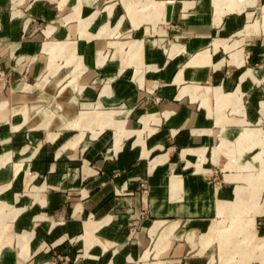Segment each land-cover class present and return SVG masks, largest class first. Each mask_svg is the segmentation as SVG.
Masks as SVG:
<instances>
[{"label":"crops","instance_id":"crops-1","mask_svg":"<svg viewBox=\"0 0 264 264\" xmlns=\"http://www.w3.org/2000/svg\"><path fill=\"white\" fill-rule=\"evenodd\" d=\"M263 3L0 0V264H264Z\"/></svg>","mask_w":264,"mask_h":264},{"label":"rangeland","instance_id":"rangeland-1","mask_svg":"<svg viewBox=\"0 0 264 264\" xmlns=\"http://www.w3.org/2000/svg\"><path fill=\"white\" fill-rule=\"evenodd\" d=\"M261 16H262V25H263V28H264V3L261 5ZM260 18V17H259ZM235 42L233 43V45H231V49L232 48H235ZM237 50H234L233 49V53L236 52ZM238 53V52H237ZM241 54V53H240ZM239 56V55H238ZM233 57H237V55H234ZM74 78V77H73ZM71 78V79H73ZM244 169H247V170H251V169H248V168H244ZM252 174V173H251ZM251 174L249 176V178H251ZM257 201L258 199H255V202H249L248 204H244L243 202H226V203H223V202H219L218 204V214L221 215L224 213L225 210H230L231 212V217L229 218V221L227 224L223 225V224H217V223H213L211 224V226L209 227L208 231H206V233H204V236H202V234L200 235V241L202 239H206L208 245L209 243H211L212 241L214 240H217L220 244H223L224 247L228 246L230 241H229V235L230 233H232L231 231H235V232H239L240 229H233L232 225H233V222H234V219H235V214L236 213H240V210H244L246 212H251L253 210V214H250L248 216H245L244 219H243V224H242V227L244 226V228H246V233L244 234L245 237L251 239L254 237V232H251V230L253 229L254 227V221H255V216L254 215V211H256L257 207ZM264 205V204H263ZM1 209L5 208L6 205L5 204H1L0 205ZM249 229V230H248ZM262 230V229H260ZM169 238L167 237L166 240L169 241L170 240V237L172 234H169ZM192 236V237H189L188 240L191 241V238H192V241L191 243L194 244V237L195 235L193 233H188L186 235V238L187 236ZM233 240L235 239H238V237L236 238V235L233 236ZM264 236H262L261 238L259 237V242H258V246H264L263 243H260V241L262 242V239H263ZM241 244H243V246H246L244 248H242L241 246L236 249L237 251V255H235V251L232 253V254H228L226 257H225V260L223 261V264H229L233 259H234V256L235 255V262L236 264H243L241 263V260L246 258L248 256V254H244L242 253L244 250H246L247 252H250L252 254V251H251V247L250 245H245V242H242ZM240 244V245H241ZM217 248L216 252L217 254L220 253V251L224 252L225 250L223 249H219L217 246H215ZM215 250V249H214ZM233 249H229L228 253H230V251H232ZM257 252H259V254H264V248H260L257 250ZM221 256V254H220ZM214 259V257H212ZM254 260H257V259H254ZM235 264V263H234ZM249 264H256V262H250Z\"/></svg>","mask_w":264,"mask_h":264},{"label":"water","instance_id":"water-1","mask_svg":"<svg viewBox=\"0 0 264 264\" xmlns=\"http://www.w3.org/2000/svg\"><path fill=\"white\" fill-rule=\"evenodd\" d=\"M170 8H167V18L169 17Z\"/></svg>","mask_w":264,"mask_h":264}]
</instances>
